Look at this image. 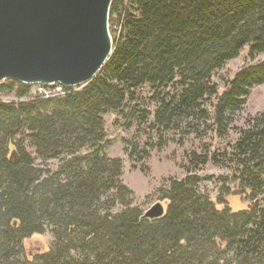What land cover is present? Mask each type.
<instances>
[{"label":"trees","instance_id":"trees-1","mask_svg":"<svg viewBox=\"0 0 264 264\" xmlns=\"http://www.w3.org/2000/svg\"><path fill=\"white\" fill-rule=\"evenodd\" d=\"M109 31L113 54L82 88L46 98L0 84L16 100L0 98V264H264V111L237 125L264 85V0H113ZM245 49L253 63L220 93L215 76ZM107 115L154 142L123 141L132 166L174 140L202 143L158 191L162 218L133 208ZM209 164L228 172L215 198L200 190ZM46 232L48 250L28 256L23 243Z\"/></svg>","mask_w":264,"mask_h":264},{"label":"water","instance_id":"water-1","mask_svg":"<svg viewBox=\"0 0 264 264\" xmlns=\"http://www.w3.org/2000/svg\"><path fill=\"white\" fill-rule=\"evenodd\" d=\"M113 0H0V84L82 88L114 51ZM156 203L143 219L162 218Z\"/></svg>","mask_w":264,"mask_h":264},{"label":"rangeland","instance_id":"rangeland-1","mask_svg":"<svg viewBox=\"0 0 264 264\" xmlns=\"http://www.w3.org/2000/svg\"><path fill=\"white\" fill-rule=\"evenodd\" d=\"M257 61L264 60V55L258 57ZM253 62L248 59L247 50L245 49L239 58L229 62L225 68L215 76L220 93L224 91V80H231L234 75L241 69L248 67ZM37 87V86H36ZM36 87H32L31 92L36 91ZM144 96L146 92L143 93ZM4 102H15L13 95L0 96ZM264 111V85L252 90L246 106L238 120L237 125L242 126L243 120L246 116L255 115L258 112ZM105 131L109 148L107 154L111 158H118L123 162V184L134 194L133 208L138 209L143 214L149 210L156 203H161L166 209L167 202L160 199L159 190L168 189L171 180H182L185 173L182 165L185 164L186 155L192 152H199L202 143H199L192 138L185 140L178 145L175 140L166 145L161 151L151 149L150 160L142 164H132L129 162L127 156L123 153V141L131 144L140 143L143 147L148 142L146 134H136L134 131L124 130L114 115L105 116ZM154 143V142H148ZM211 145V151L215 147H223L224 144L215 140L207 139L203 142ZM58 162H51L48 164L50 171H55L58 167ZM228 172L216 168L212 165H207L199 172V177L203 179L200 190L203 194L215 198L219 195L222 184L221 177H227ZM230 187V186H229ZM234 210L244 208V205L239 202L237 197L228 198ZM51 244V235L46 232L41 236H34L23 243L24 249L28 256L44 253L48 250Z\"/></svg>","mask_w":264,"mask_h":264},{"label":"built area","instance_id":"built-area-1","mask_svg":"<svg viewBox=\"0 0 264 264\" xmlns=\"http://www.w3.org/2000/svg\"><path fill=\"white\" fill-rule=\"evenodd\" d=\"M49 89L42 88L38 86V89L32 93L33 95L45 96V95H63V87L59 85H54L52 87H46Z\"/></svg>","mask_w":264,"mask_h":264},{"label":"bare ground","instance_id":"bare-ground-1","mask_svg":"<svg viewBox=\"0 0 264 264\" xmlns=\"http://www.w3.org/2000/svg\"><path fill=\"white\" fill-rule=\"evenodd\" d=\"M38 89V86L36 87V90ZM53 96H59V95H45L44 97L48 98V97H53Z\"/></svg>","mask_w":264,"mask_h":264}]
</instances>
